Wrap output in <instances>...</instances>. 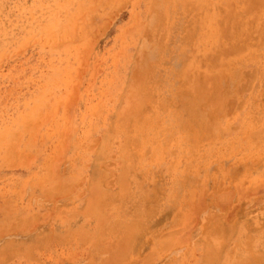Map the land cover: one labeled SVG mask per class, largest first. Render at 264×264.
<instances>
[{
    "label": "rangeland",
    "instance_id": "374dc122",
    "mask_svg": "<svg viewBox=\"0 0 264 264\" xmlns=\"http://www.w3.org/2000/svg\"><path fill=\"white\" fill-rule=\"evenodd\" d=\"M0 264H264V0H0Z\"/></svg>",
    "mask_w": 264,
    "mask_h": 264
},
{
    "label": "bare ground",
    "instance_id": "6f19581e",
    "mask_svg": "<svg viewBox=\"0 0 264 264\" xmlns=\"http://www.w3.org/2000/svg\"><path fill=\"white\" fill-rule=\"evenodd\" d=\"M89 49V48H88Z\"/></svg>",
    "mask_w": 264,
    "mask_h": 264
}]
</instances>
